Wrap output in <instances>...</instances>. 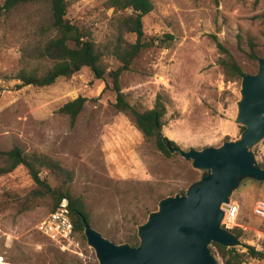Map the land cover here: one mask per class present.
Listing matches in <instances>:
<instances>
[{
  "label": "rangeland",
  "instance_id": "rangeland-1",
  "mask_svg": "<svg viewBox=\"0 0 264 264\" xmlns=\"http://www.w3.org/2000/svg\"><path fill=\"white\" fill-rule=\"evenodd\" d=\"M152 1L154 11L144 18L146 33H171L174 40L167 48L144 49L123 73L128 100L144 110L161 95L166 106L162 133L185 150L238 138L243 130L235 121L242 79H226L217 40L246 73L257 72L248 39L264 57V0ZM68 2L69 18L89 32L105 64L115 66L116 22L127 11L109 7L108 0ZM49 24L45 1L20 5L0 19V150L18 145L27 153L59 160L73 174L71 190L83 199L91 226L116 243L133 244L139 225L159 208L160 200L185 191L202 171L179 152L166 156L158 150L130 115L115 109L116 93L104 90L105 82L94 78L87 66L51 85L18 88L17 72L44 73L54 64L35 52L51 35ZM79 95L88 100L71 124L59 108ZM253 151L264 163V138ZM33 185L23 166L0 175V193L23 195ZM259 199H264V181L244 179L232 194L240 206L238 222L246 227L231 229L241 230L240 252H246V244L264 250V218L254 212ZM50 212L47 204L22 213L0 210V264H98L87 239L79 238L83 255L78 256L37 230ZM216 256L224 264L218 252ZM244 264H264V259L244 256Z\"/></svg>",
  "mask_w": 264,
  "mask_h": 264
},
{
  "label": "trees",
  "instance_id": "trees-1",
  "mask_svg": "<svg viewBox=\"0 0 264 264\" xmlns=\"http://www.w3.org/2000/svg\"><path fill=\"white\" fill-rule=\"evenodd\" d=\"M41 1L49 4L50 24L48 28L51 35L42 45L35 48V52L37 56L52 60L54 64L44 73L27 69L20 70L14 75V78L19 81L16 86L21 88L25 85H51L59 77H72L87 66L91 69L94 78L105 82L104 90L110 89L116 93V101L113 104L115 109L130 115L143 135L146 138L154 139L157 149L166 156H171L173 153L167 147L162 133L166 106L161 95H158L152 108L140 110L128 100L121 84L123 73L131 69L132 63L144 49L153 46L167 48L174 40L171 33L157 36H150L146 33L144 18L154 11L153 1L108 0L109 7L116 11H127V14L119 16L116 22L117 39L113 49L114 59L117 62L115 66L105 64L102 54L89 32L69 18L68 0H1L0 19L20 5ZM248 45L251 49L249 54L251 59L258 60L256 43L252 38L248 39ZM217 46L223 55L220 63L226 79L241 80L246 73L243 67L219 40H217ZM87 100L86 96L79 95L65 102L59 108V112L68 114L71 124H75ZM168 141L177 145L172 139H168ZM261 164L264 166V163ZM19 166L25 167L33 179L34 185L23 195L13 191L0 193V210L13 208L22 213L39 205L47 204L49 211L52 212L58 208L63 198H67L74 230L80 239L86 240L83 217L89 224L90 219L83 199L74 195L71 190L72 172L64 167L59 160L44 153H27L18 145L7 150H0V175L10 173ZM41 172H46V176L43 177ZM51 180L55 181L54 184ZM233 231L239 237L241 236L239 228L233 229ZM138 244L139 238L135 237L133 245ZM245 247L246 252H240L237 247H227L213 242L211 248L214 254L216 252L220 254L224 264H244V256L258 260L264 259V250H259L250 244H246Z\"/></svg>",
  "mask_w": 264,
  "mask_h": 264
},
{
  "label": "water",
  "instance_id": "water-1",
  "mask_svg": "<svg viewBox=\"0 0 264 264\" xmlns=\"http://www.w3.org/2000/svg\"><path fill=\"white\" fill-rule=\"evenodd\" d=\"M255 73L241 80V98L235 121L244 129L236 139L220 146L185 150L163 134L172 153L192 160L201 176L184 193L164 197L159 208L138 227L139 244L116 243L102 235L83 217L84 234L95 249L98 264H219L211 245H244L240 237L223 226L224 205L244 179L264 181V166L253 147L264 138V57H258Z\"/></svg>",
  "mask_w": 264,
  "mask_h": 264
},
{
  "label": "built area",
  "instance_id": "built-area-1",
  "mask_svg": "<svg viewBox=\"0 0 264 264\" xmlns=\"http://www.w3.org/2000/svg\"><path fill=\"white\" fill-rule=\"evenodd\" d=\"M225 210L224 227L232 229L235 226H240L246 229L245 226L238 222L240 206L237 201L232 200L227 203ZM254 212L264 218V199L256 202ZM37 230L61 250L78 256L83 255L81 241L74 230L67 198H63L55 211L48 213L47 216L39 221Z\"/></svg>",
  "mask_w": 264,
  "mask_h": 264
},
{
  "label": "bare ground",
  "instance_id": "bare-ground-1",
  "mask_svg": "<svg viewBox=\"0 0 264 264\" xmlns=\"http://www.w3.org/2000/svg\"><path fill=\"white\" fill-rule=\"evenodd\" d=\"M226 205V204H225ZM225 205H224V208H225Z\"/></svg>",
  "mask_w": 264,
  "mask_h": 264
}]
</instances>
